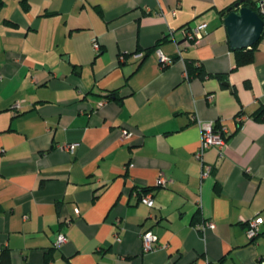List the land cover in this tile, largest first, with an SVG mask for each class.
I'll return each mask as SVG.
<instances>
[{
    "label": "crops",
    "instance_id": "obj_1",
    "mask_svg": "<svg viewBox=\"0 0 264 264\" xmlns=\"http://www.w3.org/2000/svg\"><path fill=\"white\" fill-rule=\"evenodd\" d=\"M237 1L0 0L9 264H264V222L246 237V222L264 220V122L252 118L264 105V34L238 66L221 13ZM198 25L201 42L180 51L182 29ZM199 122L226 141L202 163ZM148 231L158 241L144 252Z\"/></svg>",
    "mask_w": 264,
    "mask_h": 264
},
{
    "label": "built area",
    "instance_id": "obj_2",
    "mask_svg": "<svg viewBox=\"0 0 264 264\" xmlns=\"http://www.w3.org/2000/svg\"><path fill=\"white\" fill-rule=\"evenodd\" d=\"M261 12L264 13V10L261 9ZM206 32V26L205 25H198L193 28L185 27L182 29L183 33V40L178 43V47L181 51V49L184 48H190L193 46L198 45L204 34ZM93 48L94 51L99 53L100 48L97 43H93ZM157 58L158 61L160 62L161 66L165 67L168 66L172 63L171 59L165 57L160 51H157ZM18 105H15V108H18ZM199 130H200V142L198 149L195 153V159L198 160L199 162L202 163L203 161V155L204 153L209 150L210 148H217L220 151L223 150L226 147V141L223 136L224 131L220 129H216L214 127V124L212 122H199L198 123ZM131 137V132L125 128L121 130V138L123 140L129 139ZM76 144L68 145L63 147L69 152H73L75 150ZM130 168L132 166H129ZM212 171V167L209 165H203L202 173H201V178H206L210 172ZM141 202L151 208L153 206V200L152 196L150 194H147L141 198ZM76 213H78L76 211ZM264 222L262 217H256L254 219L249 220L246 222L247 224V232H246V237L249 240L254 239L258 235L259 227L262 225ZM214 228V223L213 222H207L203 229L205 230H211ZM141 242H142V247L144 252H149L152 251L156 247L157 243V236L154 235L152 232H144L141 234ZM67 239L64 235L60 234L57 237L56 240V247H61L66 243Z\"/></svg>",
    "mask_w": 264,
    "mask_h": 264
},
{
    "label": "water",
    "instance_id": "obj_3",
    "mask_svg": "<svg viewBox=\"0 0 264 264\" xmlns=\"http://www.w3.org/2000/svg\"><path fill=\"white\" fill-rule=\"evenodd\" d=\"M225 13L223 22L232 52L250 49L260 41L264 32V21L255 12L235 4ZM222 79L226 80V77Z\"/></svg>",
    "mask_w": 264,
    "mask_h": 264
},
{
    "label": "trees",
    "instance_id": "obj_4",
    "mask_svg": "<svg viewBox=\"0 0 264 264\" xmlns=\"http://www.w3.org/2000/svg\"><path fill=\"white\" fill-rule=\"evenodd\" d=\"M235 4H239V6H241V7H245V8L252 10L264 21V13L261 12L258 3L252 2L249 0H238L237 2L232 4L230 7L234 6ZM230 7H228V8H230ZM228 8L221 11V13H225ZM263 34H264V32H263ZM258 43L255 44L254 46H252L251 49H245V50L234 52V55L236 57V63L238 66L248 65L253 61L254 51H255ZM200 69L201 68L199 66L194 67V68L189 67L188 68V76L193 74V73H195L198 76H201L202 73H201ZM114 94H115V92L112 93V96H114ZM252 118L255 121L264 122V105H262L256 112H254L252 114ZM0 264H9V259H8L7 254L5 252L4 253L2 252L0 254Z\"/></svg>",
    "mask_w": 264,
    "mask_h": 264
}]
</instances>
